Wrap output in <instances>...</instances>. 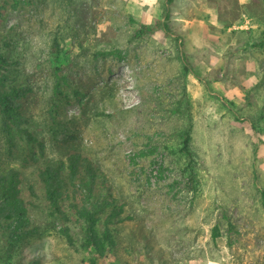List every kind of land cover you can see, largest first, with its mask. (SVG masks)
Here are the masks:
<instances>
[{"label": "rangeland", "instance_id": "374dc122", "mask_svg": "<svg viewBox=\"0 0 264 264\" xmlns=\"http://www.w3.org/2000/svg\"><path fill=\"white\" fill-rule=\"evenodd\" d=\"M229 3L237 7L226 13ZM238 6L11 0L0 11V52L19 61L11 74L33 88L23 111L44 143L41 153L14 130L11 144L0 114V171L19 172L36 229L11 250L13 261L90 264L73 200H60L62 219L39 176L80 153L102 171L97 193L114 199L98 214L99 230L121 210L102 264H264V0H249L241 18ZM239 20L248 24L234 37L241 48L226 59L222 25ZM187 130L191 156L182 150ZM9 239L0 229V264Z\"/></svg>", "mask_w": 264, "mask_h": 264}, {"label": "trees", "instance_id": "16d2710c", "mask_svg": "<svg viewBox=\"0 0 264 264\" xmlns=\"http://www.w3.org/2000/svg\"><path fill=\"white\" fill-rule=\"evenodd\" d=\"M11 0H0V11L10 4ZM18 3L20 0H13ZM175 0H168L173 3ZM171 24L162 23L166 33L175 34L171 29ZM178 40L179 35H175ZM19 61L9 59V56L0 52V114L4 131L8 136V141L13 143L14 130L30 144L38 143L41 153L44 152V143L31 130V119L23 111L24 99L33 91L29 84L19 81L18 77L11 74V67L17 68ZM191 133L185 132L182 150L191 156L190 150ZM84 167V174L81 173ZM43 182L47 198L52 206L53 212L62 219L69 220L68 210H64L60 200L64 198L72 199L71 207L75 210L77 217L84 222V233L81 246L90 254V264H102V258L107 252L111 240L109 224L113 216L119 214L118 210L105 219L103 231H100L98 214L110 208L114 199L109 195L98 194L97 187L105 184L100 181L103 176L95 164L80 153H72L67 161L60 160L56 164H48L41 168L39 172ZM19 172L15 168L0 171V229L10 237L8 243V264H25L21 260L13 261L12 252L15 245L34 233L36 229L30 227L31 217L29 207L22 197ZM113 212V209H112ZM67 239L73 244V236L67 230H63ZM40 264L35 259L33 263Z\"/></svg>", "mask_w": 264, "mask_h": 264}, {"label": "crops", "instance_id": "0c3cea01", "mask_svg": "<svg viewBox=\"0 0 264 264\" xmlns=\"http://www.w3.org/2000/svg\"><path fill=\"white\" fill-rule=\"evenodd\" d=\"M248 1L249 0H237L238 5H239L238 7H242L243 8L242 11H241V8L239 9L240 10V18L243 15H245V16L247 15V10L249 9L247 7V2ZM227 6L228 7H224V12L226 10V13H228L227 11L232 9L233 7H235V8L237 7V5H235L234 3H233V5H230V3H229V5H227ZM247 26H248V24L245 23L244 20H242V21L239 20V22L237 24H232V25H229V26L228 25H224V24L222 25L223 33L227 37H229V38L231 37V40L229 42H226L224 44L223 48H222V49H224L223 50L224 52L222 51V54H223L222 57L224 56V57H226V59H230V57L232 55L231 54V50L232 49L236 50V49H240L241 48V44L239 43V40L238 41H236V39L234 40V37L240 36V34H242L244 32V30H245L244 28H246ZM193 31H194L193 27L191 26L190 27V32L193 33ZM208 35L211 36V38L214 41H218L219 40V35L214 30H212V31L210 30V32H208ZM255 45H253V44H250V45L245 44L244 46H246L247 48L253 49V46H255ZM242 51L245 52V49L242 48L241 52ZM217 54H220V51L218 50V48H217L216 54L211 55V58H209V59H218V55ZM244 54L245 55L248 54L247 55V59H258L255 56L256 53H253L252 51L246 52ZM234 55L237 57V52H234ZM235 59H237V58H235Z\"/></svg>", "mask_w": 264, "mask_h": 264}]
</instances>
